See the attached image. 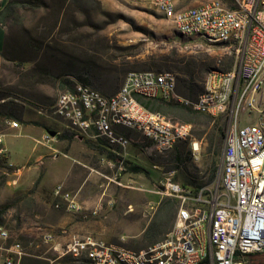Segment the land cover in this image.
<instances>
[{"label": "rangeland", "instance_id": "374dc122", "mask_svg": "<svg viewBox=\"0 0 264 264\" xmlns=\"http://www.w3.org/2000/svg\"><path fill=\"white\" fill-rule=\"evenodd\" d=\"M10 1L18 4L3 17L0 91L11 95L4 110L13 113L11 120L18 122L23 107L40 111L37 120L44 118L53 124L52 130L60 133L54 142L59 157L54 158L53 151L38 164L34 162L36 154L29 151L34 142L25 135L23 126L20 135L7 133L3 137L4 145L19 162L12 166L0 154V175H7L0 189V207L7 208L2 227L9 231V243L23 244L27 252L24 264H44L48 258H56V251L42 240L46 231L52 232L62 245L73 237H93L130 249L146 248L149 243L144 238L145 231L150 228L151 235L163 225V207L159 209L163 201L170 211L167 229L174 223L178 198L171 195L169 183L195 190L214 180L227 119L187 111L188 121L170 117L193 125L192 135L173 150L158 153L141 134L128 131L135 153L116 155L106 142L77 136L62 123L46 118V111L61 92L82 78L112 95L120 90L131 71H170L177 74V79L182 77L175 69L176 53L209 55L215 59L216 68L223 70L235 60L234 55L211 46L203 38L180 35L173 22L156 9L154 0ZM203 1L182 0L181 5L188 7ZM205 89L206 84L188 94L180 92L178 86L177 92L195 99ZM3 127L5 132L9 130L8 121ZM133 165L143 167L145 172L133 171ZM18 166L26 175L29 166L39 169L37 177H31L24 189ZM51 175L58 180L46 182V176ZM57 185L77 195L84 205L83 213L56 207L53 189Z\"/></svg>", "mask_w": 264, "mask_h": 264}, {"label": "built area", "instance_id": "2783aa9c", "mask_svg": "<svg viewBox=\"0 0 264 264\" xmlns=\"http://www.w3.org/2000/svg\"><path fill=\"white\" fill-rule=\"evenodd\" d=\"M175 30L231 52L232 74L214 68L215 84L195 99L177 92V74L170 71H131L112 95L76 81L61 92L46 116L80 137L106 142L127 155L128 131L147 139L158 153L173 150L193 132L191 123L175 122L147 108L139 98L177 100L193 111L227 119L225 141L215 179L197 189L169 183L179 200L173 227L165 237L135 250L86 237L64 245L52 232L42 240L56 251L50 264L87 251L91 264H264V0H205L180 7L176 0H154ZM255 115V117H253ZM253 117V118H252ZM11 127L18 128L16 120ZM54 139L46 133L41 143ZM2 144V135H0ZM5 155V147H0ZM56 207L83 213L84 205L63 185L53 191ZM0 228L3 264H21L27 255L20 241L9 243Z\"/></svg>", "mask_w": 264, "mask_h": 264}, {"label": "trees", "instance_id": "16d2710c", "mask_svg": "<svg viewBox=\"0 0 264 264\" xmlns=\"http://www.w3.org/2000/svg\"><path fill=\"white\" fill-rule=\"evenodd\" d=\"M18 3L14 1H9L4 8L0 11V23L4 25V19L3 17L6 14H9L13 11L14 6ZM173 61L175 62V69L177 72L182 75V77H178V83H177V89L179 86L180 92H188V94H193L198 92L200 89L204 87L206 84L207 75L211 70L216 68L215 66V59L210 57L209 55L204 54H197V55H184L181 56L178 53L175 54ZM234 64V60L231 61L229 64L225 65L224 70H230L232 69V66ZM83 83L89 84L88 79L82 78L81 79ZM11 97L10 94H7L5 92L0 91V132L5 133V127H3L4 122L11 120L14 118V114L11 112H8L5 109V105L8 103V99ZM139 100L150 110L158 111L164 115H166L168 118H175V119H184V121H188L187 119V111L193 112V113H199L196 111H193L183 103L177 101V100H165V99H144L139 98ZM204 114V113H199ZM222 135L225 136V132H222ZM131 169L135 172H145V169L139 165H133ZM216 177V176H214ZM215 179V178H214ZM7 182V175H0V189L6 184ZM166 206V207H165ZM177 206L179 208V200L177 201ZM163 207V220L162 226L158 228L155 232H151V235H149V229L145 231L144 238L149 243V245H152L159 240L163 239L162 235L168 233L170 229H167V221L166 216L170 212L167 209V205L165 201H163L160 204L159 209ZM168 210V212H167ZM6 206L0 207V226H3L6 222L5 220V214L7 213ZM178 209L174 208V213ZM171 216H173V208L171 212ZM174 224V223H173ZM165 226V228H164ZM163 227V228H162ZM162 228V229H161ZM158 232V233H157ZM64 264H91L90 259L86 255H82L79 258H75L72 256H67L62 259ZM41 261H34L35 264H39ZM43 262V261H42ZM21 264H24L22 261ZM44 264H50L49 260H46ZM204 264V263H203Z\"/></svg>", "mask_w": 264, "mask_h": 264}, {"label": "crops", "instance_id": "0c3cea01", "mask_svg": "<svg viewBox=\"0 0 264 264\" xmlns=\"http://www.w3.org/2000/svg\"><path fill=\"white\" fill-rule=\"evenodd\" d=\"M10 0H0V11L4 8V6L9 2ZM179 4L180 7H183L181 5L182 0H176ZM191 3L197 2L198 0H190ZM198 4V3H197ZM196 3L194 5H197ZM5 44V29L4 26L0 23V76H1V71H2V67H3V57H2V51H3V47ZM38 114H42V112L40 111H36L33 110L32 108L30 109V107H23L22 113L20 114V118H19V127L18 128H14V127H9V130L6 131L4 134H2V145L3 147H5L6 149V154L4 155V157H7V159L9 160L10 164L12 166H16L18 165L17 163H19L14 154L11 153V150L4 145V140L3 137L7 134V133H13L14 135H20L21 131L20 128L23 126L24 129L26 130L28 137H31L34 144L32 146V148L29 150L31 152H33L34 154H36V158H35V163H42L44 158H47L49 156H51L53 154V151L56 152L54 155V158H58L59 155L57 153V148L54 146V142H56V138L57 135L60 132L54 131L52 130L53 124L48 122L47 120H45L43 118V120H37ZM44 116V115H43ZM45 117V116H44ZM46 118H48L46 116ZM10 121V120H9ZM46 133L51 134V136L54 137V139L50 142H45V143H41L40 141L43 140V137ZM55 133V134H53ZM128 155H132L135 153V150L129 146L128 148ZM111 151L113 154H118L114 149L111 148ZM64 156H67L64 154ZM28 158H30V153L27 155ZM19 167V166H18ZM20 173V177H21V181H22V188L24 189L25 186H27L28 181L31 177H37L38 175V167L37 168H33L31 166H29L27 169H29V174L26 175L23 171L22 168H18ZM46 175V174H45ZM45 177V176H44ZM52 178H56L55 176H50V178H48V176H46V182L49 181V179ZM56 180H58L56 178ZM54 190V189H53ZM131 206H133L132 204H130Z\"/></svg>", "mask_w": 264, "mask_h": 264}, {"label": "bare ground", "instance_id": "6f19581e", "mask_svg": "<svg viewBox=\"0 0 264 264\" xmlns=\"http://www.w3.org/2000/svg\"><path fill=\"white\" fill-rule=\"evenodd\" d=\"M183 37L194 38V32H183ZM223 71H224V75H231L232 74V69L223 70ZM214 84H215V71H210L208 76H207L206 89L205 90H211L212 88H214ZM196 148H197V144H196ZM82 255H86L90 259V256H89L87 251H80L79 254H77V256L75 258H79ZM160 264H168V259H160Z\"/></svg>", "mask_w": 264, "mask_h": 264}, {"label": "water", "instance_id": "95a60500", "mask_svg": "<svg viewBox=\"0 0 264 264\" xmlns=\"http://www.w3.org/2000/svg\"><path fill=\"white\" fill-rule=\"evenodd\" d=\"M53 134H55V133H53Z\"/></svg>", "mask_w": 264, "mask_h": 264}]
</instances>
